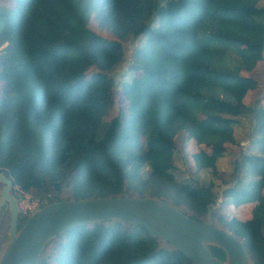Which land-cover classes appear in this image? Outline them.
<instances>
[{
	"label": "trees",
	"instance_id": "obj_1",
	"mask_svg": "<svg viewBox=\"0 0 264 264\" xmlns=\"http://www.w3.org/2000/svg\"><path fill=\"white\" fill-rule=\"evenodd\" d=\"M263 3L0 0V171L13 181L12 195L30 193L40 208L155 197L196 222L210 210L213 225L264 264V96L243 102L260 84L253 70L264 72ZM92 15L114 39L89 28ZM128 39L138 45L121 82L124 105L110 117ZM249 118L244 147L234 127ZM181 132L203 148L192 155L193 172L174 160ZM227 144L239 150L229 175L216 168ZM230 200L254 203L251 218H228L222 207ZM2 212L0 248L7 205ZM25 220L19 215L17 229ZM210 252L224 259L221 249ZM34 264L192 263L142 227L102 221L55 237Z\"/></svg>",
	"mask_w": 264,
	"mask_h": 264
},
{
	"label": "water",
	"instance_id": "obj_2",
	"mask_svg": "<svg viewBox=\"0 0 264 264\" xmlns=\"http://www.w3.org/2000/svg\"><path fill=\"white\" fill-rule=\"evenodd\" d=\"M0 208L7 205L10 223L0 248V264H34L55 237L77 227L102 221L137 225L162 243H169L192 264H253L244 245L215 227L210 210L196 222L155 197L101 198L53 202L31 213L17 229L19 209L11 193L13 181L0 171ZM210 247L221 249L219 260Z\"/></svg>",
	"mask_w": 264,
	"mask_h": 264
},
{
	"label": "rangeland",
	"instance_id": "obj_3",
	"mask_svg": "<svg viewBox=\"0 0 264 264\" xmlns=\"http://www.w3.org/2000/svg\"><path fill=\"white\" fill-rule=\"evenodd\" d=\"M263 5H264V3H263ZM89 28L93 32H95L96 34L100 35L103 38H106L108 40L114 39V37L110 33L100 29L97 26L96 22L94 21L93 15L91 16L90 21H89ZM121 44H122L123 49H124V59H123L122 63L114 71V73H115V87H116V89H115V105H114V107L110 113V117H113L116 114L117 108L119 106L124 105V101H123L122 97L120 96L121 82L123 79H125V78L129 79V77H130V76H128L129 71H127V66L130 62V59H131L132 53L134 52L135 46L138 45V43L136 44V41H134L132 39L123 40V41H121ZM251 77L258 80L260 82V84L257 86V88L255 90L248 91L246 93V95L244 96L243 102L246 106H252L256 99L260 98L261 96H264L263 86L261 85V83L264 82L263 68H261V67L255 68L253 70ZM261 104L264 107V99L261 101ZM240 122L241 123H239V125H235V127H234V135L240 144L245 145L244 147H247V144H248L247 140L253 136V135L250 136L251 126H252L251 119L249 118V119H245V120H240ZM174 140H175L176 148L179 151L178 154L180 156V157L176 156V155L174 156L175 163L177 164V166L182 167V162H183L185 164V167H187L188 171L193 172L195 170V164H194V161L192 159V155L194 153H196L198 150L203 149L202 146L197 145L193 140H187L184 132L179 133L175 137ZM226 148L228 149V154H225L224 157H222L218 160V162L216 163V168L218 169V171L223 172L222 174L229 175L232 171V161L235 158L239 157V150H238L236 145H230V144H227ZM209 179H210V176H209L208 172L201 173L199 175V180L201 182H207V181H209ZM215 182L217 183V185L220 186L219 181H215ZM261 193H262V196L264 198V188H263ZM16 198L19 200L21 199V201L27 200L28 202L36 204L39 206L38 200L33 199L32 196L30 195V193H22L21 191L17 190ZM236 204H237L236 201L230 200L225 205H229L232 207L233 206L234 207H241L240 210H243V211L246 210L247 212H250V209L252 208V206H247V205H251L254 203H250L247 201L246 203L242 202V204H240L238 206ZM5 205H3L0 208V215L3 213L2 211L5 210ZM225 205H223V206H225ZM240 210H237V211L239 212ZM222 212L225 214V212L223 211V207H222ZM244 213H245L244 216L246 214H248L247 217L250 216V213H246V212H244ZM225 215L228 218H233L232 216H229L227 214H225ZM246 218L240 217L239 220H242V219L245 220ZM244 220H242V221H244Z\"/></svg>",
	"mask_w": 264,
	"mask_h": 264
},
{
	"label": "built area",
	"instance_id": "obj_4",
	"mask_svg": "<svg viewBox=\"0 0 264 264\" xmlns=\"http://www.w3.org/2000/svg\"><path fill=\"white\" fill-rule=\"evenodd\" d=\"M17 201H18L17 205L20 215L25 218L40 208L38 205L30 203L27 200L21 201V199L20 200L17 199Z\"/></svg>",
	"mask_w": 264,
	"mask_h": 264
},
{
	"label": "crops",
	"instance_id": "obj_5",
	"mask_svg": "<svg viewBox=\"0 0 264 264\" xmlns=\"http://www.w3.org/2000/svg\"><path fill=\"white\" fill-rule=\"evenodd\" d=\"M253 205L254 204H251V205H247V206H252V208H253ZM244 206V205H243ZM246 206V207H247ZM252 208L250 209V212H247L246 210H240L241 209V207H232V206H229V205H225V206H223V211L225 212V214H227V215H229V216H232V217H234V218H242V217H244V218H246L247 216H248V214H246L245 216H244V212H246V213H250V216H251V211H252ZM237 210H240L239 212L237 211ZM249 216V217H250ZM249 217H247L245 220H248L249 219ZM251 218V217H250ZM242 220H244V219H242Z\"/></svg>",
	"mask_w": 264,
	"mask_h": 264
}]
</instances>
